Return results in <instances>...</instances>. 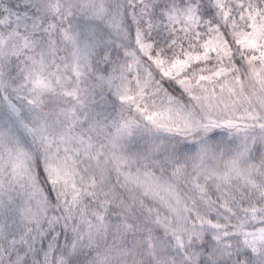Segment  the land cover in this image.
Here are the masks:
<instances>
[{
  "label": "snow or ice",
  "instance_id": "snow-or-ice-1",
  "mask_svg": "<svg viewBox=\"0 0 264 264\" xmlns=\"http://www.w3.org/2000/svg\"><path fill=\"white\" fill-rule=\"evenodd\" d=\"M0 264H264V0H0Z\"/></svg>",
  "mask_w": 264,
  "mask_h": 264
}]
</instances>
